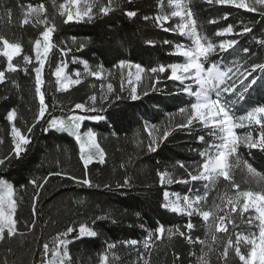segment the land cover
Listing matches in <instances>:
<instances>
[{"label": "trees", "instance_id": "trees-1", "mask_svg": "<svg viewBox=\"0 0 264 264\" xmlns=\"http://www.w3.org/2000/svg\"><path fill=\"white\" fill-rule=\"evenodd\" d=\"M30 1L32 5L43 4L46 11L40 20L32 17L28 24H22ZM172 1L112 0V10L107 15L97 14L94 7L91 20L65 23L67 13L61 5H66L67 0H0V45L6 39L9 43H19L22 49L12 60L17 66L14 72L7 71L8 60L0 56V71L5 72V81L0 83V158H11L7 167H0V178L13 185L17 220V235L0 241V264H47L43 245L47 243L49 249H53L57 235L69 227L76 231L66 237L71 240L67 245L71 259L66 264H100L105 254L109 257L108 264H201L202 249L208 252L207 264H243L235 254L236 235L250 236L252 229L256 230L258 220L251 223L253 226L247 222L249 216H255L253 211L242 215L239 211L233 213L232 222L226 221L228 230L217 232V240L212 243L206 228L195 225L189 232L187 216L164 207L167 190L188 195L196 189L198 182L193 181L185 169L196 174L203 159L200 153L205 150L206 143L198 137L204 136L205 141H211L208 135L211 130L199 120H193L189 127L178 126L186 123L191 115V104L195 102L193 96L182 91L186 84L169 79L170 69L155 74L150 71L152 67L185 62L183 56L176 54V45L192 46L178 30L179 19L164 22L163 27L156 21L163 8ZM95 2L107 4V0ZM185 2L196 21L197 32L216 45L215 52L202 58L205 68L215 62L222 71L232 69L228 73L231 79L226 77L225 85L221 87L231 85L235 91L224 94V98L236 99L249 81L256 76L261 78L243 92V98L233 105V112L244 115L253 107L264 106V84L261 83L264 73L259 69L252 71L253 65L264 64V15H261L260 6L256 5L257 10L250 12L230 5L208 3V0ZM128 11H134L136 15L129 17ZM225 13L228 14L226 19ZM44 20L47 23H43ZM53 25L54 47L48 52L43 69L42 91L48 107L44 118L36 122L39 97L35 93L33 71L38 66L35 42L41 40L42 32ZM228 25L233 27L231 34L215 35ZM165 28L169 30L165 31ZM245 28L251 30L244 31ZM228 40L236 43L221 51L219 44ZM26 56L31 58V63H24ZM120 62L143 67L145 72L141 80L129 84L127 66L119 67ZM57 66H65L71 76L79 72L80 76L75 78L80 83L61 91L54 75ZM98 71L105 73L104 81L90 74ZM248 72L251 75L244 79ZM108 83L113 85L114 91L106 100H101ZM133 86L139 97L135 100L130 98ZM92 95L97 97V111L85 114L99 115L102 119H86L82 130L95 133L104 160L103 163L92 162L85 169L75 137L54 128L45 131L42 126H46L45 122L52 117L65 118L77 113L75 105L78 103L90 105ZM117 96L119 98L115 99ZM180 108L188 111L181 113ZM12 110L17 113L15 126L31 140L30 144L24 145L27 151L19 158H14L13 123L7 119ZM165 130L170 133L167 139L157 141V151H148L150 140L161 136ZM260 131L259 125L255 124L246 129V133L251 132L255 139L259 138ZM236 155L264 177V151L250 150L241 144ZM181 162L184 168L180 167ZM56 172L61 175H52ZM161 172H167L173 182L161 184ZM233 175L239 184L250 181V177L264 185V180L249 175L246 169L235 168ZM69 176L87 178L93 187L70 180ZM34 178L48 179L36 201L35 215L32 205L36 189L30 183ZM126 178L130 180V186L118 187ZM33 221L35 228L29 227ZM81 224L87 225L96 235L76 238ZM159 226H163L165 232L157 239ZM177 229L185 236L179 235ZM169 230L173 233L171 236ZM150 234L153 241L145 248L144 241ZM188 235L196 242L190 243L186 239ZM229 236L233 246L225 258L222 252ZM206 239L211 243L210 250L200 243ZM131 240L140 243H125ZM112 244L115 247L109 248ZM239 248L245 255L248 245L241 240Z\"/></svg>", "mask_w": 264, "mask_h": 264}, {"label": "snow or ice", "instance_id": "snow-or-ice-1", "mask_svg": "<svg viewBox=\"0 0 264 264\" xmlns=\"http://www.w3.org/2000/svg\"><path fill=\"white\" fill-rule=\"evenodd\" d=\"M81 0H68V4L61 5V8L67 11V18L64 21L67 22H81L87 17L88 20L93 18V8H97V14L107 15L112 10V0H107V4H97L95 0H91L88 2L86 6L81 9L80 8ZM215 2L217 5H230L236 8L245 9L246 11L254 12L257 10L256 5H259L261 8V15H264V0H253L251 4L247 2V0H208V3ZM75 6L76 11L72 12L68 9V6ZM174 10L171 12V16L180 17L181 20H184L183 23L178 25V30L181 35L188 36L194 44V47L183 48L181 45H176L175 52L178 55H181L186 59V62H177L172 63L168 66L160 65L159 67H152L150 69L151 73H164L166 70L170 69L169 79L178 80L183 84L185 80H193L197 85H199L198 90L193 91L190 85H186L182 91L186 92L190 96L195 97V102L191 104V115L187 118L186 123H182L178 125L179 127H189L192 125L193 120H199L201 124L205 128H211L212 131L208 133V135L215 137V140L212 142L205 141L204 136L198 137V139L202 142L206 143V148L203 152L200 153L203 158L201 163L198 166V171L196 174L189 172L187 169L188 176L193 181L203 180L210 182L206 187L213 188L216 185V182L221 178L226 184L223 185L224 193L219 197L220 203L217 204L215 200L213 201L211 207L204 209L203 207L194 208V204H199L201 201L207 200V193L204 195L196 196L194 199L189 200L188 197H184L185 206H181L179 198L176 200H168L169 194L167 192L164 193V197L168 200V203L164 205L166 208H170L173 212L184 213L187 216L191 217L194 212H198L202 217V220L205 222V226L207 228L208 237H210L211 242L215 243L217 240L216 233L217 232H226L227 226L225 221L232 222V214L236 213L239 210L242 215L244 212H248L249 208L255 209V216H249L248 223H253L254 220H258L259 224L257 227L259 228L258 236L253 233L250 236H242L240 234L236 235V245L235 254L239 256L240 260L243 261V264H264V190L261 191H253V190H240V184L236 181L233 170L235 168L246 169L247 173L253 177H259L261 180H264V177H260V174L246 161L243 160L242 157L236 155L237 149L241 144L245 145L248 149L259 148L264 151V106H256L251 108L244 115H236L233 112V105L238 102L239 99L243 98V92H246L252 85L256 84L258 79H261L259 76L254 77L247 85L244 86V89L241 93L237 94V98L234 100H228L224 98V94L235 91L234 87L224 86L226 77L231 79L228 76V73L232 71L231 68H228L227 71H222L218 64L213 62L210 67L205 68L204 64L201 62L202 58L206 59L209 54L216 51V45L202 38L200 34L196 30V21L192 19V12L187 8V3L185 0H175L173 4ZM46 11L44 9L43 4L38 7H34L32 5H28L27 11L25 12L24 19L22 20V24H28V17L32 14H35L37 19L41 13ZM61 15H64V12H61ZM129 17H134L136 12L128 11L126 13ZM227 13H225L224 18H227ZM187 17V19H185ZM148 19V17H145ZM169 19L168 15L158 16L156 17V21L160 23L161 27H163V23L167 22ZM43 23H47V20L42 21ZM215 22V21H211ZM54 25L52 27L47 28L41 34L43 45L40 39H37L35 42V56L37 67L33 69L35 72V93L39 97V111L36 116V122L43 119L45 113L47 111V104L45 103V93L42 91L44 86L43 79V69L45 65V59L41 56V49L43 48V54L46 57L48 52L54 47L52 43V33L54 31ZM165 31L169 29L165 28ZM250 28H245L244 31H250ZM233 32L232 25L226 26L224 29L218 30L215 35L224 36L226 34H231ZM151 43V42H150ZM168 43V41H165ZM236 43L235 40H228L221 42L219 44V49L221 51L226 50L228 47L234 45ZM3 50L0 51V55L7 57V71L14 72L17 70V66L12 64L13 56L19 55L22 51L19 43H9L6 39L3 40ZM63 51V50H62ZM247 51V50H245ZM24 63H31L30 57H24ZM61 65H63V61H61ZM123 68L125 66L132 67L133 65H125L124 62H120L118 65ZM87 67V65H85ZM136 68L135 73V81L138 83L141 80V74L145 72V69L140 65H134ZM259 69L260 72L264 73V64H255L252 67V71ZM65 66H57L55 68L54 75L57 78V83L60 85L61 91H66L70 84H78L80 80L77 78L76 80H72L68 76H64ZM25 73L27 74V69H25ZM91 75L96 76L99 79H103L102 72H90ZM75 75L77 77L80 76L79 72H76ZM244 75V74H242ZM251 75V72H248L247 75H244V79H247V76ZM63 77V80L61 79ZM68 81L65 83L63 81ZM5 81V72L0 71V83ZM128 83L132 84L131 74L128 79ZM241 83L243 81L241 80ZM264 84V80L261 81ZM104 88V85H101ZM123 87V84H121ZM107 92L101 96V100H106L107 95L114 91L113 85L108 83L106 85ZM215 93V98H213L212 93ZM144 94H147L145 90ZM119 96L115 97L118 99ZM130 98L135 100L138 99L136 87L133 86L130 89ZM91 101L90 105H86L85 103H78L75 105V109L80 110L82 113L96 112V95H92L89 97ZM179 112L183 113L188 111L186 108H180ZM172 114H169L171 116ZM17 118V113L15 110L10 111L7 119L10 122H13L11 128V134L15 141V147L13 150L14 158H19L22 152L27 151L24 148V145H28L31 143V140L23 135L21 131L15 126V120ZM86 119L99 120L102 119L101 116H87V115H71L65 118L52 117L48 121L45 122L46 126H42L45 131L49 128H54L56 131H64L75 137L76 142L80 145L81 152V160H83L84 167L87 169L88 164L91 162L92 154L85 156L86 149L95 148L100 154V162L103 163V151L99 148V145L96 143V135L92 130H87L84 133L80 132L81 123ZM259 125L261 131L259 132V138H253L251 132L245 133L243 135H238L236 129L245 128L250 125ZM35 125H33L34 127ZM147 127V126H146ZM30 131V129H29ZM169 131L165 130L161 136L153 137L148 146L147 150L154 152L157 151L159 145L157 143L158 140H166ZM152 133L149 131V136ZM218 141V142H217ZM251 154V153H249ZM10 157L0 158V167H7L10 162ZM180 167L184 168V164L181 162ZM52 175H61V173L56 172L52 173ZM161 184L165 183V178L167 177V183H172V177L167 172L159 173ZM68 179L76 180L77 183L81 185H87L88 187H93L92 181L84 178L77 179L76 177L69 176ZM30 183L36 189L33 197V205H32V213L36 214V201L40 198V190L44 188V185L48 183L47 178L41 179H32ZM98 186V185H97ZM130 186V180L126 178L122 184H119L118 187L124 188ZM106 187H111V185H106ZM231 189H235L234 194H229ZM13 197V188L9 184V182L0 178V241L5 240L6 238L14 237L17 235V220L15 219V209H16V201L12 199ZM226 208H230V211H226ZM223 212V215H219V213ZM103 218V217H101ZM211 220V222H209ZM29 226V225H26ZM31 228H35V221L29 226ZM189 232L194 227V225L189 221L186 225ZM76 231L75 228L69 227L65 232L59 233L55 238V247L53 248V254L55 257H66L68 260L71 259L67 253V244L71 242L69 239H63L62 237H68L70 233ZM179 232V235L185 236L184 232H180L179 229L176 230ZM156 232L159 234L156 236L157 239L161 238L165 232V228L163 226H159L156 229ZM173 233L169 230V235L171 236ZM87 236H95L96 233L92 231L87 225L81 224L79 226L78 235L76 238ZM186 239L190 243H195L190 235L186 236ZM241 240L245 241L248 245H251L249 250V254L247 256L242 255L240 253L239 244ZM153 241V236L150 234L146 237L144 241V247H150V242ZM125 243L136 245L140 243L137 240L126 241ZM201 244L205 245L209 250L211 249V243L209 240L200 241ZM61 246L64 247L63 253L61 252ZM233 246V240L229 236L226 238V245L223 249L222 256L227 258L228 249ZM115 245H109V248H114ZM49 251V245L45 243L43 245V252L46 255ZM203 256L200 257L201 264H207L205 257H207L208 252L203 251ZM109 257L107 254L101 257V264H108ZM48 264H64L63 259H55L49 260Z\"/></svg>", "mask_w": 264, "mask_h": 264}, {"label": "rangeland", "instance_id": "rangeland-1", "mask_svg": "<svg viewBox=\"0 0 264 264\" xmlns=\"http://www.w3.org/2000/svg\"><path fill=\"white\" fill-rule=\"evenodd\" d=\"M68 1V0H67ZM253 0H247V2L249 3V4H251V2H252ZM88 2H91V0H81V2H80V8L81 9H83L85 6H86V4L88 3ZM175 3V0L174 1H172V2H170L169 4H168V6H167V8H163V11H162V13H161V15L160 16H163V15H168L169 16V19H168V21H170L171 19H173V18H175V19H179V23L181 24V23H183L184 22V20H181V18L180 17H173V16H171L170 14H171V12L174 10V7H173V4ZM186 3V2H185ZM68 4V3H67ZM28 5H32V1H30L29 3H27V5H26V10H25V12L27 11V7H28ZM32 6H34V7H38L37 5H32ZM68 9L70 10V11H72V12H75L76 11V8H75V6H72V5H69L68 6ZM66 13H67V11H66ZM41 16H42V13L40 14V16H39V19H37V17H36V15L35 14H32V15H30L29 17H28V19L29 20H31V18L33 17V18H35L36 20H40L41 19ZM87 17H85V19H86ZM84 19V20H85ZM185 19H187V17H185ZM167 21V22H168ZM186 36V35H185ZM186 38L188 39V40H190L191 41V43H192V46H190V47H194V44H193V41L188 37V36H186ZM41 43H42V45H43V40H42V36H41ZM183 48H189V47H187V46H182ZM3 48H4V46H3V43H2V45H0V51H2L3 50ZM0 56H2V55H0ZM18 55H14L13 56V59L15 58V57H17ZM41 56H42V58H46L45 56H44V54H43V48L41 49ZM7 58V57H6ZM185 58V57H184ZM186 59L187 58H185V62H186ZM130 65V64H129ZM127 68V72H128V74L130 75L131 74V78H132V81H134V83H136V81H135V73H136V68L135 67H126ZM85 69H86V72H87V70H88V67H85ZM98 72H102L103 73V81L106 79V75H105V73L103 72V71H98ZM64 76H68V77H70L72 80H76V78L75 77H77L76 75H73V76H71V75H69L68 74V72L66 71V69H65V71H64V74H63ZM95 78H97L96 76H94ZM141 77H142V74H141ZM62 80H63V77L61 78ZM97 79H99V78H97ZM101 80V79H100ZM178 81V80H177ZM63 82H65V83H68V81H63ZM180 82V81H179ZM183 83H185L186 85H190L191 86V88H192V90H193V88H195L196 90H198V88H199V85H197L193 80H191V79H189V80H185ZM73 85H75V84H70L69 85V87H68V89L70 88V87H72ZM212 96H213V98H215V93L213 92L212 93ZM194 97V96H193ZM195 98V97H194ZM78 110V109H77ZM91 113V112H90ZM73 115H86L85 113H82V112H80V110H78V112L77 113H75V114H73ZM87 116H89V115H87ZM67 117H65V119H66ZM85 121V120H84ZM84 121L81 123V127H80V132L81 133H84V132H86L87 130H82V127H83V123H84ZM13 123V122H12ZM251 126V125H250ZM249 127V126H248ZM248 127H245V128H238V129H236V132H237V134L238 135H243V134H245L246 133V129L248 128ZM211 131H212V129L211 128H209ZM62 132H64V131H62ZM68 133V132H67ZM213 140H215V137H213V136H211V141L210 142H212ZM218 142V141H217ZM96 143L98 144V141H97V137H96ZM13 144H14V147H15V141H14V139H13ZM99 145V144H98ZM24 147V146H23ZM99 148H100V146H99ZM101 149V148H100ZM102 150V149H101ZM91 152V154H92V158H91V162L89 163V164H91L92 162H95V161H98V162H100V154H99V152L95 149V148H93V149H86L85 150V153H84V155L85 156H87V155H89V153ZM103 160H104V153H103ZM88 164V165H89ZM248 179H250V181H248V182H246V183H244V184H240V190H253V191H261V190H264V185H262V184H259V182L257 181V180H254L253 178H248ZM252 179V180H251ZM239 180H241V178L239 179ZM197 182H198V184H197V186H196V189H194V190H192L188 195H181V194H179V193H175V192H173V191H170V190H167L166 192L169 194V196H168V200H176L177 198H179V200H180V204H181V206H185V201H184V197H188V199L189 200H192V199H194L196 196H199V195H204L205 193H207V200L206 201H201L199 204H194L193 205V207L194 208H199V207H203L204 209H207V208H209V207H211V205H212V203H213V201L215 200V202L217 203V204H219L220 203V199H219V197L220 196H222L223 195V193H224V188H223V185L224 184H226L227 182H225L224 180H223V178H221L219 181H217L216 182V185H215V187H213V188H210V187H206V185H208L210 182H208V181H203V180H196ZM9 182V181H8ZM165 183L166 184H168L167 183V177L165 178ZM9 184L12 186V188H13V185L9 182ZM235 189H231L230 190V192H229V194H234L235 193ZM12 199L13 200H15L16 201V198H15V194H14V188H13V197H12ZM164 199H165V197H164ZM168 200H166L165 199V204L166 203H168ZM167 209H169L170 210V208H167ZM226 209H230V208H226ZM15 211H16V209H15ZM171 211V210H170ZM239 210H237V212H238ZM249 211H253L254 213H255V209L254 208H249V210H248V212ZM173 212V211H172ZM175 213H178V214H181V215H185V216H187L186 214H184V213H179V212H175ZM246 212H244L243 214H245ZM219 215H223L222 214V212L221 213H219ZM255 215H256V213H255ZM187 218L189 219V221L195 226H197V225H200V226H202V227H204V228H206V226H205V222L202 220V217L199 215V213L198 212H194L193 213V215L191 216V217H189V216H187ZM209 222H211V220L209 221ZM259 222V221H258ZM225 224L227 225V223H226V221H225ZM251 226H253L252 224H251ZM194 229V227L191 229V230H193ZM207 229V228H206ZM252 233H255L257 236H258V234H259V228L258 227H256V230L254 231V228L252 229V231H251ZM84 236H87V235H84ZM63 239H67L66 237H63ZM247 244V243H246ZM68 245V244H67ZM248 245V244H247ZM250 248H251V245H248V250H247V252H246V254H245V256H247L248 254H249V250H250ZM66 250H67V248H66ZM63 251H64V247L63 246H61V252L63 253ZM67 253H68V251H67ZM55 259H63L64 260V264H66V262H67V258L66 257H60V258H57V257H55L54 256V254H53V249H49V251H48V253H47V264H48V261L49 260H55ZM101 264V263H100Z\"/></svg>", "mask_w": 264, "mask_h": 264}, {"label": "bare ground", "instance_id": "bare-ground-1", "mask_svg": "<svg viewBox=\"0 0 264 264\" xmlns=\"http://www.w3.org/2000/svg\"><path fill=\"white\" fill-rule=\"evenodd\" d=\"M227 221V220H226Z\"/></svg>", "mask_w": 264, "mask_h": 264}]
</instances>
